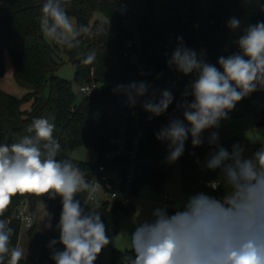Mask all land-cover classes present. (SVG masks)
Here are the masks:
<instances>
[{"label":"clouds","instance_id":"clouds-1","mask_svg":"<svg viewBox=\"0 0 264 264\" xmlns=\"http://www.w3.org/2000/svg\"><path fill=\"white\" fill-rule=\"evenodd\" d=\"M252 2L264 12L260 0H243L245 4ZM67 3L45 0L40 27L46 39L71 50L91 30L75 23L67 13ZM227 27L235 32L241 28V20L231 17ZM177 40L167 66L185 76L195 73V79L177 104L182 118L172 117L155 134L158 141L167 144L169 164L183 155L189 136L193 148L202 146L206 130L219 129L237 103L264 90V21L243 28L235 41L238 51L220 56L219 67L204 60V50L198 54L185 46L182 37ZM94 60L92 52L84 62ZM149 87L145 81H134L117 85L113 91L123 93L129 107L142 103L151 119L165 114L174 96L163 90L158 100L153 95L141 101ZM55 128L48 118H36L27 129L32 135L0 145V217L17 193L47 194L50 199L59 196V239H52L48 245L53 249L51 259L55 264H95L102 250L112 243L99 211L96 194L100 185L86 180L72 160L56 159L61 145L54 138ZM218 141L219 133L211 132L207 143L218 145ZM243 153L238 144L231 152L218 146L204 167L223 172L228 185L224 195L217 198L198 192L170 205L153 207L150 216L136 222L130 234L132 254H125L122 264H264V145L251 156ZM218 188L215 184L211 187L214 191ZM81 192L87 194L84 206L76 198ZM9 225L0 219V264H20L25 251L10 246L14 230ZM45 227L52 225L49 222ZM57 243L63 250H55Z\"/></svg>","mask_w":264,"mask_h":264},{"label":"trees","instance_id":"trees-1","mask_svg":"<svg viewBox=\"0 0 264 264\" xmlns=\"http://www.w3.org/2000/svg\"><path fill=\"white\" fill-rule=\"evenodd\" d=\"M118 1L124 3L125 13L114 10L113 6ZM44 2L0 0V75L3 73L6 51L14 81L27 89L22 97L17 98L0 88V145H11L25 135H32L27 131L32 121L48 118L56 126L54 138L61 145L56 159L72 160L88 180L99 154L106 148L107 137L116 131L121 120H126L128 133L136 130L142 132L137 157L136 189L140 184L147 183L158 190L177 164L183 187L195 184L201 177L216 180L219 188L215 195L222 197L224 191L228 190L223 172L219 169H202L213 153L211 146L193 148L189 136L183 155L169 164L166 162L167 144L158 141L155 134L172 117H181L177 104L185 88L195 79V73L185 76L167 66V59L178 45L177 38L182 37L185 46L196 50L198 54L204 50V60L219 67L217 57L224 55L220 48L231 30L227 27V21L240 13V0H68V15L73 16L78 25L91 30V34L81 36L80 45L71 50L45 40L40 27ZM260 3L264 4V0H260ZM94 12H100L105 20L90 21ZM130 16L135 21L141 39L143 62L139 70H134L122 55V35L128 27ZM258 21H264V12L259 7L250 16L251 24ZM60 50L69 62L75 64L71 81L55 75L59 63L54 56ZM92 52L95 53V60L85 63L86 57ZM90 72L100 84V89L80 97L76 102L72 85L79 86L89 81ZM134 81H145L150 86L141 101L153 95L158 100L163 90H169L174 96L173 104L165 114L149 119L150 114L144 111L142 103L129 107L126 96L113 91L117 85H128ZM188 99L191 100V97ZM26 100H30L29 109H21L22 102ZM239 103L255 116L257 126L264 125V90L251 93ZM94 111L97 112L96 117L91 116ZM83 144H90L97 153L98 157L93 163L76 161L67 156L69 151ZM234 144L244 149L245 156H251L264 145L249 142L241 144L231 140L224 144V148L231 152ZM85 196L86 193L81 192L76 198L82 203ZM21 201H26L32 222L25 232L29 256L20 264H55L51 259L53 249L48 245L52 239H59L56 225L62 210L61 198L57 196L50 199L47 194L34 192L13 196L11 204L0 217L9 221V226L14 230L11 247H16L21 226L20 221L13 216ZM38 201L56 203L52 227L45 234L39 232L36 222ZM99 205L101 219L110 240H113L119 229V219L133 215L132 204L104 200ZM108 247V264H122V257L132 254L131 250L112 248L111 243ZM54 248L63 250V245L57 243ZM95 264H99L98 258Z\"/></svg>","mask_w":264,"mask_h":264},{"label":"rangeland","instance_id":"rangeland-1","mask_svg":"<svg viewBox=\"0 0 264 264\" xmlns=\"http://www.w3.org/2000/svg\"><path fill=\"white\" fill-rule=\"evenodd\" d=\"M257 8L258 6L254 2L245 4L243 3V0H240L241 11L236 17L241 20V28L235 32L230 30L225 43L220 48L221 53L224 54L222 56H228L233 52L238 51V49H236L235 41L242 34L243 28L251 23L250 16L257 10ZM70 17L74 18L73 16ZM92 20H105V18L100 12H94L90 21ZM45 40L48 43L50 42V40L46 38ZM219 57H217V60ZM54 58L59 63L55 75L59 78L71 81L75 70V64L69 62L61 50L56 52ZM0 88L17 98L22 97L27 92V89L18 85L14 81L10 58L6 51L4 52L3 73L0 75ZM72 89L76 95L77 102L81 97L78 92V85L73 84ZM29 107L30 100L22 102L20 106L21 109H29ZM91 116L96 117L97 112H92ZM213 131L219 133L218 145H209L207 143V138ZM203 136L205 138L204 144L211 146L213 152H215L218 146L224 147V144L231 140L240 142L241 144L246 142L264 143V125L257 126L255 116L244 110L240 103H237L235 109L229 113V118L221 122L219 129H208L203 133ZM67 156L76 161L86 163H93L98 157L90 144H83L74 148L68 152ZM164 194L171 195L174 198V201L186 199L189 195H192L190 189L182 186L180 171L177 164L174 165L169 178L161 184L158 190H154L147 183H142L137 187L135 196L131 202L134 210L133 215L129 217H121L119 219V229L112 240V248L118 250H131L130 234L134 231L136 222L150 216L153 207L162 205V196ZM97 201L99 203L101 202L100 200ZM89 203L92 207L96 206L95 202ZM55 205V202L49 201H38L36 203V222L39 232L45 234L51 229L46 228L45 225L49 222L52 225V213ZM25 232L26 228L21 225L16 247L24 249L26 259L29 256V252L27 249V237ZM109 259L110 247L106 246L98 256L99 264H108Z\"/></svg>","mask_w":264,"mask_h":264},{"label":"built area","instance_id":"built-area-1","mask_svg":"<svg viewBox=\"0 0 264 264\" xmlns=\"http://www.w3.org/2000/svg\"><path fill=\"white\" fill-rule=\"evenodd\" d=\"M113 8L115 11L125 13L124 3L121 1L116 2ZM127 22L128 27L122 35V55L134 70H139L143 62L141 39L131 16ZM236 49H238L237 45ZM99 89L100 84L94 80L92 72H90V80L78 86L81 97L98 92ZM141 138V130L128 133L126 120H121L116 131L107 137L106 148L99 154L98 161L92 167L91 177L88 179L89 182L100 185L96 194L97 200L131 204L136 192L135 176ZM213 184L218 185L216 180H205L201 177L195 184L184 187L190 189L192 195L205 192L216 197V190L211 189ZM85 199L81 203L82 205ZM173 202L174 198L171 195L164 194L162 196V205H170ZM169 210L173 209L169 208ZM13 216L26 229L30 227L32 219L26 201L19 203Z\"/></svg>","mask_w":264,"mask_h":264},{"label":"crops","instance_id":"crops-1","mask_svg":"<svg viewBox=\"0 0 264 264\" xmlns=\"http://www.w3.org/2000/svg\"><path fill=\"white\" fill-rule=\"evenodd\" d=\"M203 145H206V144H203Z\"/></svg>","mask_w":264,"mask_h":264}]
</instances>
